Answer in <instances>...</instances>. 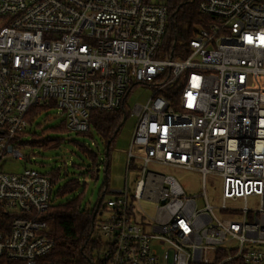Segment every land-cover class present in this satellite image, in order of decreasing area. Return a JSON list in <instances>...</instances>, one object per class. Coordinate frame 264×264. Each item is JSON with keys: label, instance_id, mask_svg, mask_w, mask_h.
<instances>
[{"label": "built area", "instance_id": "obj_1", "mask_svg": "<svg viewBox=\"0 0 264 264\" xmlns=\"http://www.w3.org/2000/svg\"><path fill=\"white\" fill-rule=\"evenodd\" d=\"M198 11L210 21L168 52V0H0V162H30L0 171V259L39 264L55 248L58 182L30 166L29 110L58 109L86 133L91 112L148 85V101L128 106L127 170L140 177L90 208L92 263L264 264V0H199ZM165 168L199 172L204 191L188 196ZM208 176L222 182L217 206Z\"/></svg>", "mask_w": 264, "mask_h": 264}, {"label": "trees", "instance_id": "obj_2", "mask_svg": "<svg viewBox=\"0 0 264 264\" xmlns=\"http://www.w3.org/2000/svg\"><path fill=\"white\" fill-rule=\"evenodd\" d=\"M199 0H168L169 9V26L168 34L164 42V47L168 52L174 49V46L182 45L187 40L191 39L197 31V27L201 25V21H210V18L202 16L198 11ZM50 107L47 105L35 106L31 108L27 114V122L29 130L22 133V136L33 137L31 141L25 140L26 145L39 148H48L50 145L57 147L63 139L51 138L47 134L51 131L54 133L71 134L67 128L65 120L52 129L45 127L38 134L35 130L30 129L36 123L40 116L47 112ZM128 106H123L122 109L110 112H91L90 130L86 133H76L83 136H98L104 147L105 173H108V157L112 146L114 145L121 127L129 117ZM125 122L123 123V121ZM40 127L39 124H36ZM93 136V137H94ZM80 149L88 154V157L97 159V154L85 146L80 144ZM85 168L84 174L91 175L93 180H97L99 175L100 164H95ZM83 169L84 166H76ZM53 183L58 184L67 177L62 173L61 168H53L50 170ZM60 180V181H59ZM82 184L76 177L68 178L64 186L57 189L56 197L58 200L65 195L73 193L81 188ZM107 186V183L105 184ZM107 188V187H106ZM105 188V189H106ZM84 193H81L75 200L67 203L57 202L50 207L46 220L50 225L51 236L55 240L54 250L40 260L39 264H93L94 254L100 248L101 241L96 230L95 210L82 207ZM0 264H22L18 261H9L0 259Z\"/></svg>", "mask_w": 264, "mask_h": 264}, {"label": "rangeland", "instance_id": "obj_3", "mask_svg": "<svg viewBox=\"0 0 264 264\" xmlns=\"http://www.w3.org/2000/svg\"><path fill=\"white\" fill-rule=\"evenodd\" d=\"M152 88L148 85H138L127 100V104L130 108H133L136 104L144 105L152 94ZM64 119V115L58 109H49L43 113L40 118L36 120L30 129L35 130L38 134L43 128L49 129L57 127ZM136 117H128L127 121L121 127L119 135L112 146L110 155L108 157V173H105L104 161L106 157L104 155V147L101 144L98 136H83L76 135L75 133H52L47 134L51 138H61L63 141L57 147L50 145L48 148H39L37 146L31 147L32 164L40 172H49L53 168H61L62 173L67 177H76L80 180L82 186L79 190L65 195L57 202L67 203L68 201L75 200L81 193H84L83 200H81L82 207L90 209L94 207L100 199V195L103 191L106 192L104 202L114 196L113 191L123 189L125 186L131 188L136 177H140V172L133 170H127V158L129 153L130 141L133 135L134 126L136 123ZM39 124L40 127H37ZM33 137L26 136L27 141H31ZM80 144L93 150L97 154V159L88 157L87 153H84L80 149ZM95 164H100L99 178L93 180L91 175L84 174L85 168ZM30 162L18 160L14 158H5L0 162V171L4 173H20L24 167L29 166ZM76 166H84L83 169H79ZM152 169V168H151ZM162 172L167 175L173 176L183 188L184 192L188 196H195L204 191L203 177L199 172L190 171L177 168H165ZM67 177L63 179L54 188V191L59 187L64 186ZM107 183V186L105 184ZM127 184V185H126ZM107 187V188H106ZM221 187L222 182L218 178L208 176L206 179V197L211 205L217 206L221 203ZM106 188V190H105ZM198 205L201 207L204 205V198L197 199ZM140 207L143 211L153 215L155 213V205L148 201H140Z\"/></svg>", "mask_w": 264, "mask_h": 264}, {"label": "water", "instance_id": "obj_4", "mask_svg": "<svg viewBox=\"0 0 264 264\" xmlns=\"http://www.w3.org/2000/svg\"><path fill=\"white\" fill-rule=\"evenodd\" d=\"M125 122V120L123 121V123ZM99 178V175H97V179Z\"/></svg>", "mask_w": 264, "mask_h": 264}]
</instances>
